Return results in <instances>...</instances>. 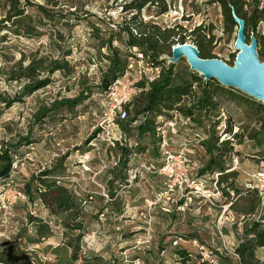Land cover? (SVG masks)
<instances>
[{
	"label": "rangeland",
	"instance_id": "rangeland-1",
	"mask_svg": "<svg viewBox=\"0 0 264 264\" xmlns=\"http://www.w3.org/2000/svg\"><path fill=\"white\" fill-rule=\"evenodd\" d=\"M33 1L43 3V0ZM126 1L129 0H58V5L47 6L51 12H67V26L60 25L63 20L59 15L54 19L63 37L59 41L60 50L55 43L58 35H54L51 27L38 31L32 38L14 36L7 28H0V95L9 100L19 97L10 106L0 101V149L16 146L11 151L13 161L8 178L0 179V252L28 264H184L176 253L183 249L191 260H197L200 255L209 263L230 264V260L236 264L238 259L226 252L224 246L235 249L257 217H264L259 190L244 188L246 173L259 172L264 161V138L257 145L249 136L258 129L255 113L241 102L217 99L219 103L214 110L225 112L238 128L237 136L221 146L222 150H227L223 153L224 168L228 169L233 159L238 165L232 171L234 176L220 185L217 183L222 196L213 200V204L194 197L185 202L183 198L178 200L177 194L165 192V179L154 171L160 165L158 137L138 133L137 126L144 115L135 119L134 110L141 107L140 101L134 102L124 120L129 123L125 130L126 143L135 146L132 152L124 156V129L121 127V144L115 141L110 145L106 141L109 131L103 115L107 101L101 88L108 51L106 47H99V34L94 29L98 28L101 33L112 29V45L126 54L128 37L121 26L134 14V11L121 9ZM164 2L162 12L155 3L146 5L138 20L152 22L162 29L174 28L175 39L182 34L185 42L194 45V39L205 34V51L226 63L233 60L229 66L234 64L237 25L225 29L219 5L209 0ZM261 4L264 5V0ZM244 10L249 11L251 7L246 5ZM3 13L0 6V18ZM129 24L132 31H136L134 24ZM197 26L201 29L192 34ZM256 30L264 33V17ZM251 36L246 39L248 42ZM161 57L166 58V64L171 62V54L162 53ZM48 58L66 60L69 73L55 71L46 86L25 92L24 81L16 77L17 73L31 61L38 67L36 78L45 77L43 68ZM131 59L128 57L129 61ZM174 64L180 74L185 76L192 71L205 80L203 75L190 69L185 57ZM228 88L264 104L234 87ZM82 90L85 97L72 110L61 108L50 112L42 122L34 120L40 105L49 106L54 99L62 97L74 98ZM193 90L198 92L196 83ZM189 105L185 98L180 106L188 108ZM164 112L165 115L154 118L156 126L159 118L168 119L173 111ZM217 114L211 111L208 120L194 122V127L206 131L207 139L198 141L193 132L183 128L171 136L172 141H176L175 149L187 144L188 157L194 164L209 158L205 143L217 135L211 126ZM211 151L216 156V151ZM45 171H49V179L65 186L78 204L79 216L72 224L82 222L81 229L65 228L64 221H69L68 217L54 215L42 203L39 197L42 187L36 178ZM215 172L217 170L208 173ZM29 181L34 183L31 196L24 192V185ZM230 183L237 190L231 189ZM18 192L22 196L17 195ZM228 202H231L229 210L222 215V206ZM30 216L36 220H31ZM219 220L216 229L213 224L217 225ZM40 221L50 228L41 237L36 232ZM185 235L193 237L185 238ZM68 242L78 244V249L74 252ZM215 248H220L217 251L229 260L218 258ZM256 251L264 264V247ZM73 254L77 256L75 260H72ZM205 254H209L208 257Z\"/></svg>",
	"mask_w": 264,
	"mask_h": 264
},
{
	"label": "trees",
	"instance_id": "trees-1",
	"mask_svg": "<svg viewBox=\"0 0 264 264\" xmlns=\"http://www.w3.org/2000/svg\"><path fill=\"white\" fill-rule=\"evenodd\" d=\"M165 0H129L121 5L122 10L134 11L131 15L130 21L126 22L121 26L123 33L127 35V53L123 54L117 47L112 45L113 32L112 29L106 30L105 33H101L98 28L94 31L99 34V47H106L108 54L105 56L108 64L105 72L102 74L101 85L102 90L105 92L106 88L115 79L121 77L124 74L126 66L129 62V58H135V52L133 48L137 51L149 56V62L155 66L160 67V72L157 78L147 85V90L143 91L138 97H135L130 105L126 107L127 113H129L134 104V102L141 103V107L135 108L134 115L135 119L141 115L142 119L139 121L137 126L138 133L140 135H151L156 137L155 129V117L165 115L164 111H178L182 116H188L193 122L198 120L210 118L209 114L217 108L219 101L217 99L224 98L227 100L235 101L237 103H242L241 105L248 107L253 113H255V122L258 125V129L250 134V138L257 141V145L262 143L264 138V104L256 103L243 97V94H238L232 88L224 87L220 85L216 80L205 79L197 75L195 72H186L185 76L180 74L174 68V62L165 63L166 58L161 57L162 53L171 54V47L177 43L185 42L183 35H178L175 39L177 32L174 28L162 29L157 24L152 22H142L138 20V15H140L141 10L148 4L159 5L161 11L165 9ZM216 3L221 8V13L223 15V22L225 29H231L236 26V21H234L233 14L238 18L242 19L245 24V37L249 40V34L256 37L257 40V52L259 58H264V33L262 31H257L256 28L262 18L264 17V5L261 4V0H209V2ZM58 5V0H43V3H35L33 0H0V6L3 8V16L0 18V28H7L8 32L14 36H22L32 38L38 31L44 30L51 27L54 35H58L55 40L57 42V49H61L59 41L63 39L61 36V30L56 27L57 22H55V16L59 15L63 23L62 26H67L69 20L66 18L67 12L60 10L58 12H51L47 6ZM248 5L251 10L246 11L244 7ZM58 13V14H55ZM134 24L135 30L132 31L130 24ZM52 25V26H51ZM55 27V28H54ZM120 27V26H118ZM178 27V26H176ZM181 27V26H180ZM55 29V30H54ZM201 29L197 26L192 30V34H195ZM205 34L198 39H194L196 47L199 50L200 56L203 58H214L215 55L204 48ZM228 64H232L233 60H229ZM38 67L33 66L31 61L30 64L23 70L19 71L16 77L24 81L25 92H32L41 87L46 86L50 82V75L55 71H63L69 73V64L66 60L51 59L48 58L47 64L44 66L43 71L45 72V77L36 78L38 72ZM196 83L198 92L193 90V84ZM143 86L144 84H140ZM24 92V91H23ZM85 92L82 90L74 98L62 97L59 99H54L49 106L40 105L35 112L34 120L37 122L44 121L43 119L52 111H56L61 108L72 110L74 107L79 105L85 96ZM19 98V97H18ZM3 98L0 95V101L5 102L8 106L12 105V101ZM188 100L190 105L188 108H182L180 105L185 100ZM193 109H197L196 111ZM196 112V113H195ZM218 115V114H217ZM153 121V122H152ZM119 126L124 129V156L127 157L130 152H132V147L129 146L127 142L126 128L129 123L120 121ZM154 123V124H153ZM216 120L213 122V127H215ZM213 127L211 132H213ZM231 122L227 117V130L230 131ZM215 130V128H214ZM214 133V132H213ZM237 134H234L236 137ZM117 145L121 144V141H116ZM228 140H219V136H211L210 141H206L205 146L207 149L208 157L207 161L203 164L202 168L199 170V174H205L210 170H217L219 178L217 183L220 185L221 182L227 181V178L234 176V172L226 173L224 168L223 153L227 151L222 150L221 146L228 144ZM137 145V144H136ZM16 146H2L0 149V179L8 178L12 157L11 151H14ZM136 148H138L136 146ZM226 148V147H225ZM230 149V148H229ZM228 149V150H229ZM137 150V149H136ZM211 150L216 151V156L212 154ZM208 170V171H207ZM42 175L46 177H42ZM49 171L42 172V174L36 178V181L42 187L39 193L42 203L50 210L54 215L64 214L68 217L69 221H64V227L68 229H81L82 222H77L72 224V220L79 216L78 204L74 201L71 193L68 189L57 183L55 180L48 178ZM33 182H27L24 185V192L27 196H31V190L33 187ZM230 188L237 190L232 183L229 184ZM225 192V191H224ZM227 193V192H225ZM31 220H36L30 216ZM48 228L44 223L37 226L36 232L39 237L48 233ZM246 236L238 243L235 247L236 253H238V260L236 264H262V261L256 256V249L264 247V226L260 225L259 220L254 221L247 229ZM185 238H192V236H184ZM68 246L74 247V252L78 249V244L73 245L68 242ZM179 256V260L184 264H209L207 260H202L201 256L198 255L197 260H191L190 254L183 249L176 250ZM216 256L223 260H229L227 257H223L220 252L215 248ZM77 256L72 255V260H75ZM0 263L3 264H28L27 262L17 261L16 256L11 254H5L0 252ZM229 263L231 261L229 260Z\"/></svg>",
	"mask_w": 264,
	"mask_h": 264
},
{
	"label": "built area",
	"instance_id": "built-area-1",
	"mask_svg": "<svg viewBox=\"0 0 264 264\" xmlns=\"http://www.w3.org/2000/svg\"><path fill=\"white\" fill-rule=\"evenodd\" d=\"M133 51L136 57L128 62L124 74L110 83L104 93L107 102L106 106H104L103 115L106 122L105 127L109 131H107L106 141L110 145H114L115 141L123 137L119 122L124 121L128 116L126 107L131 104L135 97L147 89V85L154 81L160 72L159 66H155L149 62L148 55L137 51L136 48H133ZM140 84L144 85L141 86ZM160 119L157 123L158 126H156L160 165L154 171L165 179V192L177 194L178 200L183 198L185 202L191 201L192 197H194L200 201L203 200L213 204V200L217 201L222 196V192L217 185V177L220 173L215 172L213 175H210V173L199 174V170L203 166L201 162L194 164L190 160L187 154L186 143L180 146V148L175 149L174 142L176 141H172L171 138L172 135H177L179 128H183L184 130L189 129L193 132V137L195 136L198 141H201L208 137L206 131L202 128L194 127L193 125L195 124L190 117L182 116L177 111L171 112V117L168 119ZM215 120L216 124L214 128L220 141L225 139L230 140L237 133L238 128L232 121H230V131L227 130V116H225V112L220 111L214 117L213 121L215 122ZM105 127L101 126L102 129ZM96 135L100 136L99 133H96ZM237 165V160L233 159L232 165L228 169L226 168L225 173L234 171ZM246 174L244 188L259 190L263 200L262 204L264 205V161H261L259 172L253 175L250 173ZM17 195L22 196L19 192ZM221 214H224V206H222ZM220 220L217 225H220ZM256 220H259L262 226H264V217H257ZM219 234L220 236L222 235L221 233ZM199 249H202V247H199ZM217 250L220 251V248ZM224 250L238 259V253H236L235 249L230 250V248L224 246ZM205 255L208 257L209 254ZM209 264L214 263L210 262Z\"/></svg>",
	"mask_w": 264,
	"mask_h": 264
},
{
	"label": "water",
	"instance_id": "water-1",
	"mask_svg": "<svg viewBox=\"0 0 264 264\" xmlns=\"http://www.w3.org/2000/svg\"><path fill=\"white\" fill-rule=\"evenodd\" d=\"M236 21L235 62L227 64L220 58H203L193 43L182 42L171 47V62L185 57L190 69L205 79H215L219 84L234 87L243 93L264 103V60L260 61L257 52L256 37L251 36L248 42L245 37V24L242 19L233 14Z\"/></svg>",
	"mask_w": 264,
	"mask_h": 264
},
{
	"label": "crops",
	"instance_id": "crops-1",
	"mask_svg": "<svg viewBox=\"0 0 264 264\" xmlns=\"http://www.w3.org/2000/svg\"><path fill=\"white\" fill-rule=\"evenodd\" d=\"M207 139V138H206ZM205 162H203V163H201L202 165L204 164ZM201 169V168H200ZM208 171V170H207ZM209 172V171H208ZM207 172V173H208ZM218 172V171H217ZM232 172V171H231ZM228 173V172H227ZM226 174V173H225ZM224 198H225V196H224ZM231 202H228V204H226V205H224V214L229 210V207H230V204ZM214 225V227L216 226V229H218L219 228V225H216V224H213ZM193 241H195L196 239H192ZM241 240H239V242H240ZM261 248H263V247H261ZM259 249V248H258Z\"/></svg>",
	"mask_w": 264,
	"mask_h": 264
}]
</instances>
